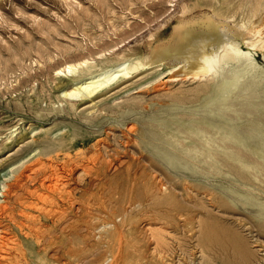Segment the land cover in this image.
Masks as SVG:
<instances>
[{"label":"rangeland","instance_id":"1","mask_svg":"<svg viewBox=\"0 0 264 264\" xmlns=\"http://www.w3.org/2000/svg\"><path fill=\"white\" fill-rule=\"evenodd\" d=\"M174 2L1 1L0 205L5 202V184L21 167L32 166L30 151L45 138L73 129L72 124L88 110L117 106L110 118L119 122L113 131L71 151H82L90 166L98 153L109 158V147L118 152L117 159L108 162L106 177L96 179L92 191L80 199L70 192L60 209L53 202L56 190L28 182L32 191H17L18 226L4 219L20 243L17 264H150V250L166 254V261L158 258L168 264H264L262 40L253 48L241 44L253 51L259 69L251 72L254 75L242 74L217 100L213 97L220 92L218 85L208 76L191 73V79L167 72L151 78L154 69H145L121 79L99 98L73 100L77 107L57 111L67 104L57 86L69 81L55 74V68L83 57L97 60L99 54L130 46L146 53L144 38L149 31L158 29L161 35L171 31ZM40 113L48 117L43 119ZM123 116L130 119L121 123ZM82 127L98 129L101 123L86 122ZM122 132L135 140L125 146ZM52 160L58 167L62 164L61 156ZM94 168L95 163L91 173ZM127 170L147 174L126 177ZM80 175L70 180V188L88 181L86 173ZM79 200L83 209L78 216ZM147 220L165 233V244L156 246L140 238V226Z\"/></svg>","mask_w":264,"mask_h":264},{"label":"bare ground","instance_id":"2","mask_svg":"<svg viewBox=\"0 0 264 264\" xmlns=\"http://www.w3.org/2000/svg\"><path fill=\"white\" fill-rule=\"evenodd\" d=\"M1 1L2 0H0V4ZM177 1L178 6L176 8ZM176 2L170 4L172 5L171 7H173L170 16L175 18V22L171 26V31L166 35H161L158 29L151 32L149 31L144 38L145 42L148 43L147 52L145 51L146 53L142 52L137 46H130L121 50H112L107 54H99L97 60L92 61L83 57L76 61L65 62L61 66L55 68V74L65 76L67 77V81H69V84L67 85H64V83L61 82L57 86L59 88V94L67 101V104L61 106L57 111H64L66 113L67 109L77 107L74 106L75 102L73 100L86 99L89 101L91 99L99 98L109 92L118 83H121V79L127 76L132 77L133 73L146 71L145 69H154L152 77L150 76L151 78L158 76L161 77L162 74L167 72L170 74L173 73L174 76L183 74V77H185V75L186 77H191V73L196 75L202 74L203 76L205 75L206 78L208 76V79H211L213 84L218 85V91H220L216 93L215 97H213L214 100L219 99L221 91L224 92L226 86L230 84L231 86L236 85L242 74H252L251 72L259 69L255 58L252 55L253 51L251 52L249 49H244L242 45L244 44L245 47L253 48L254 46H257L259 39V41L261 42L262 40L263 43H258L264 45V0H176ZM1 16L0 10V17ZM258 23L261 24L259 25ZM237 36L240 40H237L238 38L236 39ZM166 54H168V56ZM160 55H166L167 57H160ZM155 62L157 63L154 64ZM225 70L229 74H233V76H226V72L224 73ZM171 77L172 79H175L173 76ZM168 78L170 77L168 76ZM195 78L197 77L195 76ZM82 102L83 101H81V103ZM116 108H102L98 112H90L88 110L85 114L80 116L79 123L72 124L71 127L73 129L64 133L61 132L55 137H47L48 139L45 138L46 140L44 139L38 144V146L30 151L29 156L31 155L34 157L32 162L30 161V165L32 166L30 168L24 166V168L21 167L13 174L12 182L5 184L6 192H3L5 195V198L3 197L5 202L0 205V252H3V254L0 253V264H17L20 243L16 234L10 225L7 224V222H4V219L13 223L15 226H18L14 218V207L16 203L15 201H17L15 197L20 188L28 189L29 182L31 186L36 184V186L56 190L58 196L57 200H54L53 202L60 209V206L65 204L67 199L71 197L70 192L73 193L74 191L78 199H80L88 191L93 190L94 187H92V185H94L96 179L106 177V168L109 166L108 162H111L112 159H117V151H110L112 150L111 147L108 148V145L106 144L105 148H108L106 152L109 158H107V156L106 158L102 157V154L98 153L95 156V160L92 161L93 165L95 163V168L92 173L90 170L93 165H89V163H91L89 160L90 158H84V156H82V151H75L72 154L71 151L77 147L86 145L96 135H104L107 131H113V126L119 124L116 120L111 121L112 119L110 118L111 114L116 113ZM120 112L125 111L123 110ZM39 115L43 119L48 117L45 113H40ZM118 115H122V113H119ZM56 118H59V116ZM63 119L64 118L58 120L63 121ZM129 119V117L126 118V116H123L121 118V123L126 122ZM86 122L89 124L99 122L101 123V127L98 129H84L82 125ZM214 123L215 121L212 122L213 125ZM214 133L217 135V132ZM123 134L125 146L135 140L134 136L128 135V133ZM207 140H205V142H207ZM99 141L101 140H97L96 142L98 143ZM102 145H97V147H104ZM207 147L210 146L207 145ZM60 156L62 157V160L60 161L62 164L58 167L59 164L56 166L52 159ZM138 158L139 157L133 160H138ZM49 162L50 164H48ZM38 164H41L42 166L38 167ZM77 169L81 170V172L78 171L79 173L77 172L78 174H75ZM86 170L88 172H85ZM82 172L83 174L86 173L88 175V181L84 184H79L76 187L70 188V180L74 179V176L79 178L80 176L83 177L84 175H80ZM143 173L144 172H139L137 170L132 172L129 170L125 171L126 177H137ZM146 174L147 172L144 173V175ZM126 177L125 179H127ZM79 181L81 182V180ZM28 191H32V189H28ZM144 191H147V188H145ZM39 201L41 202V200ZM75 209L79 216L83 209L81 200L78 201V205ZM16 213H18V210ZM27 216H30V213ZM23 222L24 221H22V224ZM26 225L30 228V225ZM156 225L157 224L154 222L147 220L143 225L141 224L139 234L140 238H144L148 244L154 243V245L159 246L165 244L166 239L165 233H163L162 230H159L160 228ZM26 233L24 232L23 234ZM6 242L9 243L6 244ZM5 244L6 246L3 247ZM153 249H155V247ZM150 251L151 252L149 253L153 256V260L150 264L169 263L164 262L165 259L163 257L166 254H163L164 256H162L161 253L159 254L158 252L160 250ZM158 255H161L164 260H159L161 257L159 256L160 258H158Z\"/></svg>","mask_w":264,"mask_h":264}]
</instances>
